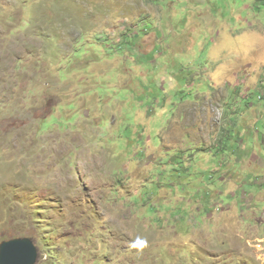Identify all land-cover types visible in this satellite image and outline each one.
<instances>
[{"label":"rangeland","instance_id":"obj_1","mask_svg":"<svg viewBox=\"0 0 264 264\" xmlns=\"http://www.w3.org/2000/svg\"><path fill=\"white\" fill-rule=\"evenodd\" d=\"M14 238L36 264H264V0H0Z\"/></svg>","mask_w":264,"mask_h":264},{"label":"water","instance_id":"obj_2","mask_svg":"<svg viewBox=\"0 0 264 264\" xmlns=\"http://www.w3.org/2000/svg\"><path fill=\"white\" fill-rule=\"evenodd\" d=\"M38 249L30 238H16L0 243V264H36Z\"/></svg>","mask_w":264,"mask_h":264},{"label":"clouds","instance_id":"obj_3","mask_svg":"<svg viewBox=\"0 0 264 264\" xmlns=\"http://www.w3.org/2000/svg\"><path fill=\"white\" fill-rule=\"evenodd\" d=\"M14 239H16V238H14ZM6 241H8V240H6ZM148 243L149 242L145 237L137 236L133 241L130 242L129 246L132 249L143 250L144 248L148 247Z\"/></svg>","mask_w":264,"mask_h":264},{"label":"flooded vegetation","instance_id":"obj_4","mask_svg":"<svg viewBox=\"0 0 264 264\" xmlns=\"http://www.w3.org/2000/svg\"><path fill=\"white\" fill-rule=\"evenodd\" d=\"M205 216H206V218H207V219H206V223H207V222L209 221L210 214H206Z\"/></svg>","mask_w":264,"mask_h":264}]
</instances>
